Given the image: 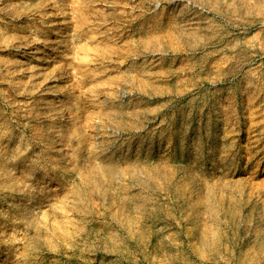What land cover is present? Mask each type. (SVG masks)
I'll list each match as a JSON object with an SVG mask.
<instances>
[{"label": "rangeland", "instance_id": "rangeland-1", "mask_svg": "<svg viewBox=\"0 0 264 264\" xmlns=\"http://www.w3.org/2000/svg\"><path fill=\"white\" fill-rule=\"evenodd\" d=\"M262 30L264 0H0V264H264Z\"/></svg>", "mask_w": 264, "mask_h": 264}, {"label": "bare ground", "instance_id": "bare-ground-1", "mask_svg": "<svg viewBox=\"0 0 264 264\" xmlns=\"http://www.w3.org/2000/svg\"><path fill=\"white\" fill-rule=\"evenodd\" d=\"M251 27H252V25L249 26V28H251ZM262 33L264 34V30H262ZM263 38H264V36H263ZM224 41H225V40H224ZM223 43H224V42H223ZM230 52H231V53H235L234 50H231ZM151 233L154 234V235L156 234L154 231H152ZM209 264H210V263H209Z\"/></svg>", "mask_w": 264, "mask_h": 264}]
</instances>
